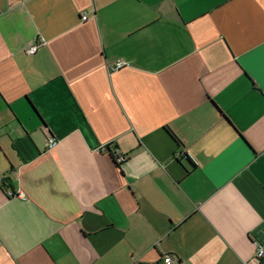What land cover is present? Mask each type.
<instances>
[{"label": "crops", "instance_id": "obj_1", "mask_svg": "<svg viewBox=\"0 0 264 264\" xmlns=\"http://www.w3.org/2000/svg\"><path fill=\"white\" fill-rule=\"evenodd\" d=\"M256 244L264 0H0V264H264Z\"/></svg>", "mask_w": 264, "mask_h": 264}, {"label": "built area", "instance_id": "obj_2", "mask_svg": "<svg viewBox=\"0 0 264 264\" xmlns=\"http://www.w3.org/2000/svg\"><path fill=\"white\" fill-rule=\"evenodd\" d=\"M86 18H87L86 14H82L81 19L85 20ZM44 44H45V41L43 39H41L37 43L29 46L25 50V52H26V54H34L38 50V48L40 46L44 45ZM126 64H127V62H125V61H115L113 64L110 65L109 69L111 71H114V70L120 69L121 67L125 66ZM57 142H58V139L56 137H54L50 133H47L46 145H47L48 148H51V147L55 146L57 144ZM112 156H113L115 162H117V163H120V162H122L125 159V157L122 154V152L119 149H117V148L113 152ZM7 194L9 196H13L14 192L8 191ZM15 195L22 197V194L20 192L15 194ZM263 255H264V248L262 246L256 244L255 257L258 259V258H261ZM162 262L165 263V264H183L179 260H175L169 254H166V255H164L162 257Z\"/></svg>", "mask_w": 264, "mask_h": 264}, {"label": "trees", "instance_id": "obj_3", "mask_svg": "<svg viewBox=\"0 0 264 264\" xmlns=\"http://www.w3.org/2000/svg\"><path fill=\"white\" fill-rule=\"evenodd\" d=\"M109 148H110V146L109 145H107V149L109 150ZM109 153L111 154V152L109 151ZM112 155V154H111ZM113 157V156H112ZM121 163V162H120Z\"/></svg>", "mask_w": 264, "mask_h": 264}]
</instances>
